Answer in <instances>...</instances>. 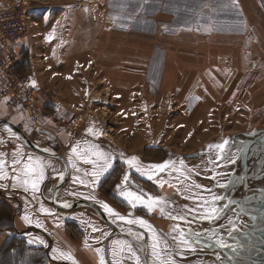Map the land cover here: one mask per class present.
I'll return each instance as SVG.
<instances>
[{
  "label": "rangeland",
  "instance_id": "rangeland-1",
  "mask_svg": "<svg viewBox=\"0 0 264 264\" xmlns=\"http://www.w3.org/2000/svg\"><path fill=\"white\" fill-rule=\"evenodd\" d=\"M72 1L0 0L5 4L26 6L38 48L34 49L31 38L28 43L31 47L30 63L24 69L35 77L41 102L47 107L51 104V108H55L63 115L74 114L77 118L76 127L62 131L49 124L47 127L51 131L39 130L41 126L32 124L26 118H18V124H16L38 146L56 150L68 160L69 178L60 189L57 200L68 196L66 201L69 202L80 197L95 203L103 211L102 204L106 202L121 215H131L143 207L132 208L118 194L119 186L123 185L125 173L130 172L129 183L124 186L132 185V191H143L152 196L164 197L175 203L179 202L181 207H196L195 201L188 200V197L190 195L198 197L201 194V188L192 187L189 192L185 190L186 186L189 184L209 186L210 182L203 179H207L204 175H212V165L208 163L206 156L188 158L186 155L209 151L213 160L216 161L220 157V149L215 145L224 143L232 134L264 128V84L254 86L192 85L195 78L192 72L196 65H193L191 61L192 42L189 41V45L179 44L176 40L163 38L167 36L148 37L132 33L127 35L122 32L110 36L104 32L103 36H99L97 44L93 45L95 52L93 55L83 46L77 53H66L64 49L59 51L61 47L55 46L54 42L56 45H62L66 25L71 23L66 19L71 13H74V18L77 19V15H81L83 10L79 6L69 9V5L66 4ZM169 2L175 4L177 1L169 0ZM185 2H188L186 5L190 7L189 14H181L169 22L172 26L169 30L172 32L176 27L186 28L198 23V20L192 19L190 12L193 6L197 8L202 2L195 1L194 4L190 1ZM52 3H56L55 6ZM130 7L137 8L134 5ZM87 23L92 29L91 23L93 22L87 21ZM125 23L126 21L121 20L122 29H127ZM129 26L132 30L133 26L130 24ZM134 27L135 30L143 29V22H135ZM162 28L167 29L168 26ZM163 29L161 31H164ZM50 34L54 35L52 40L48 39ZM83 34L84 32H81L80 35ZM86 34L90 33L86 32ZM57 36L59 39L55 41ZM160 41L167 44V47H163L166 53H161L159 48L156 50L157 60L153 63L151 84L133 86V84H124L121 81L113 85L105 79L106 73L104 70L101 71V68L112 64L117 65L120 74L123 75L127 70L126 67L132 66L130 64H135V60H139L137 57L139 54L131 52L133 47L136 48L134 52H142L145 44L151 43L152 46L156 44L159 47ZM237 50L238 47L233 49L234 52ZM164 57L166 58L165 63H163ZM79 64L94 65L95 69L90 71L79 69ZM165 64L170 65L168 76H165L163 70ZM97 68L99 70L96 72ZM161 81H166V83L161 84ZM89 128L93 129V133L87 131ZM0 135L13 136L5 130L4 126H0ZM16 139L19 140V138ZM77 144L81 151L88 149L92 144L98 145L100 149L115 157L112 168L100 178L95 187H86L76 181V177L86 181L90 179V177L83 176L82 171L73 168L69 160L70 157L76 159L71 148ZM36 156L46 164L45 175L49 179H47L48 184L45 189L54 191L58 182L63 179L64 164L55 157ZM132 156L138 157L141 165L145 167L166 160L175 161L176 167H180V161L183 160L184 167L188 170L185 174H190L191 180H185L183 177L177 179L179 173L169 169L159 173L156 177L157 180L168 182L161 188L155 180H148L146 176L129 170L126 160ZM77 167L89 173L92 171V166L84 164L82 160H77ZM169 171H172L171 175L168 174ZM60 173L63 175L60 176ZM169 184L175 187H169ZM204 193L202 195L205 197L207 194ZM41 199L36 198L39 203L35 204L30 200L27 202L30 203L27 214L32 221L40 218L41 225L48 224L52 226V229L47 232L35 231L26 227L27 230L23 231L31 237V240H33L34 233L36 238L38 237L37 240L42 239L45 244H30L27 239L16 237L20 236L18 232L4 233L1 231V252L6 250L5 242L10 243L7 249L9 264H61L50 258L56 259L58 255L53 252V249L71 252L76 263L79 262V257L86 264H100V253L95 249L102 248L104 257L108 255L113 260V241L124 240V238L121 236L111 238L107 252L106 245H97L96 239L105 237L108 230L104 228L102 233L99 232L101 227H104V222L100 221L101 219L92 209L78 207L75 210L71 209V213L64 212L62 218L52 219L43 216L46 213L40 211L41 204L44 208L51 210ZM147 212L158 222L163 221L167 229L171 230L174 223L173 219L169 218V213L171 214L169 207L165 209L164 214H161L159 210H148ZM105 213L108 215L107 212ZM22 222L29 225L24 219ZM93 228L99 231H93ZM89 254L93 260L87 257ZM1 258L3 257L0 255V260Z\"/></svg>",
  "mask_w": 264,
  "mask_h": 264
},
{
  "label": "crops",
  "instance_id": "crops-1",
  "mask_svg": "<svg viewBox=\"0 0 264 264\" xmlns=\"http://www.w3.org/2000/svg\"><path fill=\"white\" fill-rule=\"evenodd\" d=\"M176 1L175 4H172L169 0H73L66 5H69V9L79 6L80 9H83L82 13L77 15V19L74 18V13L69 15L66 21L71 23L66 25L62 45H56V42L54 44L61 47L59 51L64 49L66 53H77L81 51V48L86 47L93 55L95 53L93 45L97 44L99 36H103L104 32L110 34V36H115V34H120V32L127 35L130 33L133 35L141 34L148 37L167 36L163 38L171 41L176 40L179 44L186 43L189 45L188 42H192L193 57L191 61L193 65L196 64L192 72L195 77L192 85L254 86L264 84V0ZM185 1L193 2V4L195 1H198V3L202 2L197 8L193 6L190 12L192 19L198 20V23L186 28L176 27L175 31L172 32L169 30V27H172L169 22L173 21L174 18H178L181 14H189L190 7L186 5L188 2ZM0 4L5 3L0 2ZM55 4L53 5L55 6ZM131 5L137 6V8H131ZM75 10L73 11L75 12ZM221 10L222 12H220ZM121 20L126 21L127 29L121 28ZM87 21L93 22L91 23L92 29ZM137 21L143 22V29L135 30L134 23ZM129 24L133 26L132 30H130ZM30 25L32 26V24ZM165 26H168V28L163 29L162 27ZM151 27H153L152 30ZM161 29L164 31H161ZM32 30L33 28L31 27L28 42L32 38L33 47L37 49L36 39ZM78 32L80 34L84 32V34L80 35ZM86 32L90 34L88 35ZM55 38L56 41L59 36ZM163 47H167V44L161 41L159 47L156 44L154 46L151 43L145 44L142 52H134L136 48L133 47L131 52L138 53L137 57L139 60H135V64H130L132 66L126 67L127 70L123 75L120 74L119 67L113 64L101 68V71L104 70L106 73L105 79L113 85L121 81L124 84H133V86L149 85L152 83L153 63L157 60L156 50L159 48L161 53L165 54ZM236 47H238V50L234 52L233 49ZM33 53L35 54V51ZM165 62L166 58L164 57L163 63ZM81 68L90 71L95 69V66L79 64V69ZM168 68H170V65L165 64L163 69L165 76L169 74ZM97 70L99 69L97 68L96 72ZM194 70L196 71L194 72ZM82 72L87 74L85 71ZM164 72L162 73L163 77ZM121 78L123 79L121 80ZM162 82L166 83V81H161L160 83L162 84ZM7 117L15 125L18 124V118H25L21 110L10 107L5 100H0V118L6 119ZM17 149L24 154L25 160L29 155L34 160L38 158L36 155H43L31 149L32 152H30L16 137L0 135V153L6 154L5 173L7 176L5 179H0V234L1 231H4V233L18 232L20 236L16 237H23L29 241L31 237L23 231L26 227L35 231L37 229V231L44 230L47 232L52 229V226L48 224H46L47 226L38 227L36 221H33V225H25L22 222V218L29 211L30 203H27L29 200L35 204L39 203L36 198H42L41 200L50 207V212L52 213H46L43 216L52 219L62 218L64 212L71 213L75 209L63 210L50 202L53 190L45 189L49 178L44 180L41 185V191L37 192L35 197L30 190L25 191V187L13 179V176L17 173L12 170V157ZM18 171L19 167L17 168ZM67 198L68 196L59 199V201L65 203ZM20 217L22 218L20 219ZM37 221L41 224L42 220L37 218ZM33 236V243L39 245L38 237L36 238L34 233ZM87 257L93 260L90 254Z\"/></svg>",
  "mask_w": 264,
  "mask_h": 264
},
{
  "label": "water",
  "instance_id": "water-1",
  "mask_svg": "<svg viewBox=\"0 0 264 264\" xmlns=\"http://www.w3.org/2000/svg\"><path fill=\"white\" fill-rule=\"evenodd\" d=\"M6 124L16 132V138H19L27 148L45 156L58 158L64 164L63 179L54 188L50 199L52 204L63 210L90 208L96 216L114 228L109 237L118 233L117 225L101 207L91 201L74 198L67 202L71 207L65 208L64 204L57 200V195L69 178L68 160L56 150L38 146L23 129L8 119H0V126ZM227 141L216 161L209 151L186 155L188 158L206 156L208 163L216 165L212 168L213 173L218 169L226 171L224 174H219L223 180L225 179L223 182L216 180V174H213L214 181L210 182L209 188L212 195L222 197L215 202V206L220 209L219 217L210 220L197 219V221L213 225L225 219L221 225L225 229L220 234L228 246L222 247L216 242L217 238L214 235L202 233H199L200 238L196 244L205 246L210 253H213L211 264H264V128L232 134ZM205 197L211 199V195L207 194Z\"/></svg>",
  "mask_w": 264,
  "mask_h": 264
},
{
  "label": "snow or ice",
  "instance_id": "snow-or-ice-1",
  "mask_svg": "<svg viewBox=\"0 0 264 264\" xmlns=\"http://www.w3.org/2000/svg\"><path fill=\"white\" fill-rule=\"evenodd\" d=\"M54 38L53 34L48 36L49 40ZM35 84V81H33ZM10 98H6L7 102ZM5 130L11 133L13 136L17 134L13 131V129L8 126L7 124L4 126ZM89 133H93V129L89 128L87 130ZM228 141H224L222 144L215 145L216 148L220 149L221 152L223 151L225 145ZM212 147V146H210ZM47 151V150H46ZM71 152L74 154L76 159L69 158L70 162L72 163V167L75 168L77 171H82L83 176L90 177L87 181L81 179L80 177H76V181L86 187H95L98 183L100 178L107 173L113 166V160L115 157L112 156L111 153H107L99 148L98 145L92 144L90 147L84 151L80 150L79 144L73 146L71 148ZM6 154L0 153V179L7 178L5 173V166H6ZM223 158V157H221ZM77 160H82L84 164H89L92 166V171L89 173L87 170H82L77 167ZM126 164L128 165L129 170H134L136 173H139L141 176H146L148 180H155L157 185L161 188L164 187L167 181L157 180L156 177L159 173L165 172L166 170L171 169L174 172L179 173L177 179L183 177L185 180H191V176L186 175V170L184 167L183 160L180 161V167H176V162L172 160H166L162 163H155L150 164L148 166H142L139 158L136 156H132L126 160ZM19 167V171L17 172V168ZM12 170L17 174L13 176V179L17 181V183L21 184L25 187V191H31L33 196L37 192L41 191V185L43 184L44 180L46 179V164L45 162L40 159L34 158L32 156H27L25 160L24 154L21 150L17 149L12 157ZM172 171H169L168 174L171 175ZM60 176L63 173L59 174ZM130 180V172L125 173L123 177V185L119 186V196H121L132 208H136L138 206H143L149 211H156L159 210L161 214L165 213V209L168 207V200L164 197L159 196H152L148 193L143 191H132L131 189L124 187L127 185ZM183 182V181H181ZM15 186V185H14ZM169 187H175V185L169 184ZM192 187L201 188V194L199 195V199H196L195 196L190 195L188 198L193 199L196 203V207L194 208H187L186 213H181L178 216H171L169 213V218L173 220H186L188 218V214H191L193 219H214L218 218L220 214V209L215 206V202L217 200L222 199V197L212 195L211 189H204L200 185L189 184L186 186V191L191 192ZM220 187H224V185H220ZM177 191L179 189L177 188ZM204 191H207L209 195H211V199H208L202 195ZM65 208L71 207V204L65 202L63 205ZM102 207L105 212H107L110 216H115L122 221H126L128 224H139L142 228L147 227L152 231V239L153 243L151 245V255L153 257V264H176V260L171 256V252L175 250H179V254L183 255L185 250L195 251L193 247L194 243L199 240L200 234L193 233V232H185L180 225L177 224L173 227V233L175 235H171L170 239L172 241L171 244L168 243L167 239L162 240L161 237L156 233V231L152 228V225L143 219L142 217L138 218H130L126 215H121L115 209H113L108 203H103ZM40 211L52 214L49 209H46L41 204ZM23 219L25 222L31 224L33 221L32 219L26 214ZM38 227H43L39 221H36ZM93 231H99V229L93 228ZM131 232V230H129ZM195 237V240L193 239ZM136 238L142 239L143 233L136 236ZM30 244L33 243V240L28 241ZM39 243L45 244V241L42 239L38 240ZM220 246L227 247L228 245L223 241L222 238L217 239L216 241ZM127 250L130 253V258H134L136 264H141L140 256L136 254V251L132 249L131 244L125 240H117L113 241V248H112V256L113 261L112 264H122V254ZM96 252L100 253V264H108L105 260L103 255L104 249L98 248L95 249ZM54 253H58L56 255V259H65L72 261L73 264H76L75 258L71 254V252H64L59 249H53ZM165 253H168L166 256Z\"/></svg>",
  "mask_w": 264,
  "mask_h": 264
},
{
  "label": "built area",
  "instance_id": "built-area-1",
  "mask_svg": "<svg viewBox=\"0 0 264 264\" xmlns=\"http://www.w3.org/2000/svg\"><path fill=\"white\" fill-rule=\"evenodd\" d=\"M30 32L26 6L0 4V100L10 98L7 104L21 110L32 124L41 126L39 130L51 131L49 125L60 131L72 129L76 127V116L63 115L43 104L35 77L18 70L19 64L25 61L23 51L31 53Z\"/></svg>",
  "mask_w": 264,
  "mask_h": 264
},
{
  "label": "flooded vegetation",
  "instance_id": "flooded-vegetation-1",
  "mask_svg": "<svg viewBox=\"0 0 264 264\" xmlns=\"http://www.w3.org/2000/svg\"><path fill=\"white\" fill-rule=\"evenodd\" d=\"M215 158V157H214ZM216 159V158H215ZM212 168H214V166H216L215 164L211 163ZM221 164V163H219ZM210 167V166H209ZM224 172H226L225 170L221 171V170H217L216 173H212V175L208 174V175H204L201 174L202 176H206L207 179H203L206 180L208 182H213L214 179H212L213 174H216L215 179L218 181H225V179L223 180V178L221 176H219V174H224ZM200 175V174H199ZM127 188L131 189L132 185H128L126 186ZM204 189H209L211 186H202ZM206 194L209 195V193L207 191H204ZM203 192V193H204ZM204 193V194H205ZM196 199H199V196H195ZM190 201H194L193 199H188ZM61 202V201H59ZM168 207L170 208L171 211V216H178L181 213H186L187 212V208L188 207H181L180 203L177 202H173L171 200H168ZM143 207V206H140ZM90 209V208H89ZM148 210L146 208H141L140 211L136 212V213H132L131 215H127V214H123L126 216H129L130 218L134 217V218H138V217H142L143 219H145L146 221H148L151 225L152 228L156 231V233L161 237L162 240L167 239L168 243L171 244L172 241L170 239L171 235H175L176 233H173V227L177 224L180 225V228H182L185 232H193V233H202L203 235H214L215 238L220 239L221 238V234L220 232L222 230H224L225 228H222L221 225L222 223L225 221V219H221L218 223H214L212 224H202L199 223L197 221V219H193L191 214H188V218L186 220H173L172 224L173 226H171V230H168L166 227V224L163 223V221L158 222L155 218H153L148 212ZM108 216L110 217V219L113 221V223H115L117 225V227L119 228L118 233L113 235L112 237H109L113 231L114 228L109 226V224H107L106 222H104L102 219L100 221L104 222V227H101V230L99 232L102 233V231H104L103 229H107L108 232L105 235V237L103 238H98L96 239V244L98 245H106V252L108 249V243L109 240L111 238H114V236H121L122 238H124L125 241H128L131 246L132 249L134 251H136V254L138 256H140V260H141V264H153V257L151 255V245L153 243V239H152V231L150 229H148L147 227H141L139 224H128L126 221H122L120 219H117V217L115 216H110L108 214ZM131 230V232L129 231ZM37 231V229H36ZM143 233V238L142 239H137L136 236H138L139 234ZM195 237H193L194 239ZM193 247L195 248V251H190V250H185L183 255L179 254V250H175L172 251L170 254L171 256L176 260V264H211L210 259L213 257V253H210L208 248H206L205 246H202L200 244H196L194 243ZM49 247H47V251H49ZM209 253H208V252ZM49 254V253H48ZM108 254V253H107ZM165 255L167 256L168 253H165ZM53 261H57L61 264H72L71 261L69 260H65V259H55L54 257H50ZM79 262H77L76 264H86L84 262H82V260L78 257ZM106 261L108 262V264H112V261L109 256L107 255V257L105 258ZM122 264H136L135 259L134 258H130V253L127 252V250H125V252L122 254Z\"/></svg>",
  "mask_w": 264,
  "mask_h": 264
},
{
  "label": "trees",
  "instance_id": "trees-1",
  "mask_svg": "<svg viewBox=\"0 0 264 264\" xmlns=\"http://www.w3.org/2000/svg\"><path fill=\"white\" fill-rule=\"evenodd\" d=\"M29 50H24L23 51V57L25 58V61L24 62H22L21 64H19V66H18V70L20 71V72H22V73H30L29 71H26V69H24V67L27 65V64H29L30 63V60H29ZM48 107H52L51 106V104H49L48 105ZM1 235V234H0ZM12 239H16V238H12ZM18 241V240H17ZM8 246H10V243H8V242H5V248H6V250H5V252H1V250H0V255H1V257H3V258H1V260H0V263L1 264H9V259H7V257H8V253H9V251H7V249H8ZM2 261V262H1Z\"/></svg>",
  "mask_w": 264,
  "mask_h": 264
},
{
  "label": "bare ground",
  "instance_id": "bare-ground-1",
  "mask_svg": "<svg viewBox=\"0 0 264 264\" xmlns=\"http://www.w3.org/2000/svg\"><path fill=\"white\" fill-rule=\"evenodd\" d=\"M105 113H106V111H105ZM105 115V114H104ZM105 117V116H104Z\"/></svg>",
  "mask_w": 264,
  "mask_h": 264
}]
</instances>
